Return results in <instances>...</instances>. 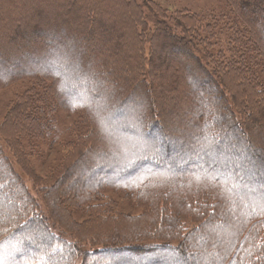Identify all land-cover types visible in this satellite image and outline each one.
<instances>
[{
    "label": "trees",
    "instance_id": "obj_1",
    "mask_svg": "<svg viewBox=\"0 0 264 264\" xmlns=\"http://www.w3.org/2000/svg\"><path fill=\"white\" fill-rule=\"evenodd\" d=\"M7 1L2 6L0 0V12L4 11L0 34L9 40L0 46L5 47L4 52L0 48V85L12 75L41 77L54 83L66 111L84 108L93 117L92 121L88 116L94 127L92 138L86 136L83 145L82 138L78 143L66 141L68 159L53 177L54 181L58 178L56 186L61 175L69 179L70 193L51 194L47 211L64 220L66 225L60 228L70 233L67 238L34 214L37 201L25 190L23 177L0 146V185L11 190L5 199L0 196V264H264V179L256 170L258 161L264 159V91L256 88L259 84L253 73L234 68L241 82L244 77L255 86L239 87L241 108L249 118L243 124L226 105V81L208 72L205 56L194 49V44L206 45L227 66L236 67L232 64L240 60L239 65L252 67L258 53L264 63V0H225L229 14L222 8L183 12L165 17L167 24L162 22L158 5L148 7L138 0H74L68 5L67 18L74 12V18L81 19L71 31L75 38L78 34L83 38L73 40L78 49L71 58L81 65L89 59L92 62L100 57L99 51L94 57L82 55L93 46L103 48L97 77L79 64L74 70L70 61L66 62L70 66H64L67 60L62 55L54 58L53 53L56 41L63 50L66 45L48 32L40 33L42 19L67 23L61 8L57 12L49 4L44 6L52 13L49 16L37 11L32 17L25 16L33 24L30 31L20 24L25 18H18L12 26L6 13H11L9 17L27 15L31 9L19 1ZM107 21L114 24L110 27ZM98 25L103 30L100 35ZM35 39L44 43L43 49L11 58L15 45L30 42L32 46ZM110 39L119 42L122 55L126 42L133 49L124 52L117 69L116 49L109 51ZM147 39L154 49L148 72L155 80L142 77L140 47ZM97 41L98 46L94 45ZM220 47L227 50L216 53ZM11 63L25 64L10 73ZM160 73L163 82L157 79ZM157 80L163 87L158 90ZM102 88L108 91L105 95ZM33 99L24 98L11 108L9 118L15 126L5 130H15V148L27 153L33 148L28 141L40 140L47 128L46 98L36 94ZM95 129L98 137L94 139ZM154 130L157 140L154 136L148 140ZM246 151L254 156L243 159ZM150 185L161 186V190H138L129 197L144 210L150 221L147 228L104 196L108 191ZM66 195L71 197L67 200ZM188 224L198 226L183 238L182 228ZM86 231L91 238L88 246H82ZM125 231L133 232L123 237Z\"/></svg>",
    "mask_w": 264,
    "mask_h": 264
},
{
    "label": "rangeland",
    "instance_id": "obj_2",
    "mask_svg": "<svg viewBox=\"0 0 264 264\" xmlns=\"http://www.w3.org/2000/svg\"><path fill=\"white\" fill-rule=\"evenodd\" d=\"M1 1H2V6H3V3H5V1L8 2L7 0H1ZM9 1H13V0H9ZM15 1H19L18 3L20 6H28V8L31 10L27 15H17V14L14 15L13 14L9 17V14L11 13H6L8 18L11 19L12 26L15 25L16 22L20 21L18 20V18H22V17L25 18V16L32 17L34 12L36 11L39 13H44L45 17L49 16V14H52V13L48 14L49 10H45V7H44V6H48L49 4L50 6H54L53 9L56 8L57 12H58V9L61 8V11L59 12L60 14L62 13L63 17H65L66 19L67 14L69 13L68 5L69 3L74 2V0H15ZM20 1L24 2V5H22L23 3L20 4ZM138 1L140 3L147 4L148 7H151V6L155 7L156 5H158L162 9L163 15H164V17L162 18V22H165L166 24L167 22L165 21V17H168L169 15H174V14L179 15L183 12H188V14H190V13H196V12H204L208 10L212 11V9L222 8V10L226 12V14H229V7H227L225 0H138ZM45 3H48V4L45 5ZM65 10L67 11L65 12ZM0 14H4V11L0 12ZM75 14L76 13L74 12H70V17L65 20V22L67 23H65L64 25H62L61 23L63 19L59 23L58 22L54 23L53 22L54 19L52 20L50 18L42 19L40 21V30H41L40 33L48 32V35L54 37L55 40H61L60 42L66 45V50H63L61 48V44H59L58 41H56V52H54L53 54H54V58L62 55L64 57V60H67L63 64L64 66L69 65L66 62L70 61L72 70L75 69V68L73 69V67H76V65L79 64V62L81 63L80 60L74 61L73 60L74 58L73 59L71 58L72 55H74L75 50L78 49V47L76 46V42H74L73 40L75 39L82 40L83 38V36L79 38L80 34H78L77 35L78 37L75 38L76 34H73L74 32L71 31V30H74V26H78L79 23L81 22L80 18H74V16H76ZM23 20L20 22V24L24 26L23 29L31 31L30 29V25L32 24L31 21L28 18H25ZM25 23H28V25H26ZM106 23L110 27L114 24V22H110V21H107ZM0 24H3V22L1 21ZM11 30L8 29V32H11ZM97 31L99 35L103 32V30H101V26L98 25ZM153 33L154 32L150 30V34H153ZM110 37L113 38L112 35ZM98 39H101V38L97 37V40ZM6 40H7L6 35L0 34V46H4ZM38 40L40 39H35L34 42H32L33 44L32 46L30 42L27 45H24V44L15 45V48H13L11 52V58L12 57L15 58L16 56L21 55L23 51H28L29 53H31L33 50L37 48L38 49L42 48L44 43L41 41L37 42ZM113 40L114 39H110L109 47L110 48L112 47L113 49L110 50L109 48V51L113 50L114 52L116 49V52H114L115 54L113 55V57L114 59H117L115 62L116 69H117L120 66V64L122 65V61H121L123 60L122 56H124L125 53H127V50H130L131 52L133 49L130 48L131 43L130 42L128 43L125 41L126 43L124 47L122 48V52L124 55H122L119 50L121 48V46L118 45L119 42L116 40L114 41ZM147 40L143 42L140 47V53L142 55V62H143L142 77L144 79L149 78L151 80L154 78L155 80V76L153 75L152 77V74L148 72V70L150 69V66L147 63L149 61V58L153 59L154 49L152 48V43L150 42V39H147ZM7 41L9 43V40ZM227 43L228 42H226V44ZM94 45L98 46L99 45L98 41L94 42ZM221 45L223 46V44ZM0 48L2 49V52H4L5 47H0ZM194 49L201 50L199 54L205 56L204 57L205 61L203 64L206 67L207 71L213 73L217 80L223 79L226 81V91H225L226 92V105L230 110L234 111V117L242 121L243 124L245 122H248L249 120V118L247 117L248 113L244 112V110H242L241 108V104H240L241 97L239 95L240 94L239 87L240 86L245 87L242 84L244 85L250 84L253 88H255L254 84L252 83V80H248L243 77V73L245 74L253 73L254 74L253 79L257 81L259 84V85H256V88H258L262 92L264 91V63L258 59L259 53L255 55V57H257L259 65H257L258 64L257 61H255V65L252 67L245 63L243 65H239L240 60H238L232 64L236 66V67H233V66H227V65L220 64L214 58V56L210 52V49H208L207 46L204 44H201L200 46L194 44ZM102 50L103 48H101V50L100 49L98 50V47L96 49L93 46L90 49V51L82 55V57L83 56L94 57L96 55H99L98 51L100 52V57L97 58V60L95 57V59H93L92 62H90V59H89L88 62L84 61L82 65L79 64L83 67V69L84 68L89 69L93 77L94 76L97 77V75L99 74V73H96L95 69H99V65H100V61L102 59V53H103ZM225 50H227L226 47H220L216 51V53L221 52V51L224 52ZM161 55L164 56V53H161ZM5 60H3L2 63H4ZM8 61L10 60L8 59ZM155 61L156 59H154V62ZM243 61L245 62V60ZM22 64H25V63H22ZM22 64L19 63L17 65L16 63H11L9 65L11 67L10 69H12L10 73L17 72V70H20L21 67L24 66ZM234 68H237L243 72V73H238L239 75L243 77V80H244L243 82H241L240 79L237 78L239 76H236V74L233 73ZM252 71H254L255 73ZM157 77H158L157 79L160 78L159 80L162 81L164 75L160 73ZM235 77H236V80L234 79ZM34 78H36L37 80L31 79V78H18L17 75H12L9 82H7L6 84L0 85V146L2 150L4 151V153L10 158L11 164L16 169L17 173L21 177H23V180H24L23 184H24L25 190L34 199V201H37V204L35 205V209H34L35 210L34 214L44 218L43 219L44 223L48 225L50 229H54L55 231L59 232L60 234H62L64 237L67 238L70 235V233L60 228V225H66L64 220L59 218V216L55 212H52L51 214V210H50L49 212L50 215H49L47 211H49V208H50L49 203L51 201L50 200L51 194L57 195V193H60V192L61 194L64 192H66L67 194V191H69V179L61 175L60 181L56 186V183L58 182V178L54 181L53 177L56 175L57 169L61 167L64 164V162L68 159V153L70 150L69 142L78 143L79 139L82 138L83 139L82 145H83L86 141V138H85L86 136H89V138H92L90 136L93 133L94 126H93V123H91V121L89 120L88 118L89 115H87L84 108H75L72 111H66L64 109V107L60 104V99L58 98L59 93H58V90L54 87V83L51 84L48 81L42 79L41 77H34ZM170 78L172 80V76H170ZM159 80L156 81L155 88L157 90L160 88H163L162 85H159V82H158ZM108 83L112 84L113 80L109 81ZM114 85H116V83L113 84V86ZM106 87H108V85ZM103 90L104 88H102V91L101 90L100 91L103 93V95H105L108 91L105 92ZM131 90H132V87L129 89V91ZM126 92H128V89L126 90ZM36 94H42L43 97L46 98L45 103H46L47 114L44 111L43 112L45 114V118H46L45 125L47 128L41 134L40 140L28 141L31 144V147H33L32 148L33 150L30 149L27 153L26 151L24 152L21 150H17L15 148L16 144L13 142L14 138L12 136L15 130L13 129H11L10 131H5V130L15 126V123L12 122L11 119L9 118L10 117L9 113H10L11 108L13 106H16L24 98H27L29 100H34L33 98L35 97ZM258 101L261 102L262 100L258 98ZM222 104L224 103L222 102ZM36 105L40 107L43 106L42 104H36ZM162 109L166 110V112L169 113V111H167V107L164 108L163 106ZM245 109L246 110L248 109L246 104H245ZM89 117L93 121V117L92 116H89ZM29 125H30L28 126L29 128H33L31 124ZM31 131L33 132V130ZM8 136H11V137H8ZM95 136L98 137L97 129H95V132L93 135L94 139H95ZM153 136L156 141L157 137H156L155 130L152 133V136H150V134L147 135L148 140H151V137ZM6 138L8 139V141L6 140ZM66 141H69V142H66ZM228 147L231 148L230 142H229ZM233 149L239 150V148L235 146ZM252 153L253 152L246 151V153L242 155L243 159H246L247 156L249 155L254 156V154ZM226 156L228 155L226 154ZM256 170L259 172L261 176L260 179H264L263 178L264 177V159L263 158L258 161V167ZM251 175L252 174H250L247 177L246 179L247 181L250 180ZM62 182L64 183L62 184ZM7 187L8 185H4V186L2 184L0 185V196L2 195V198L4 199H5V196L11 195V192H10L11 190L8 189ZM138 190H143L145 192H153V191L161 190V186H157V185L141 186V188H135L134 190H131V191H127V190H122L118 192L108 191L105 193L104 196L114 199L118 210L126 213V215L135 216L136 222L138 223V225H140L142 228H147L148 225L150 224V221L148 218H146V216L144 217L145 215V212H143L144 210L141 207H138L136 205L135 198H129L130 196H136V194L138 193ZM122 192H126V193L122 194ZM68 193H70V191ZM173 195L176 196V194H173ZM69 197L71 196L66 195L67 200ZM65 203L66 202L62 204H65ZM0 214H1V210H0ZM128 225L129 223H126L124 227H127ZM188 225H185L182 228L184 229V231L181 233V236H183V238L186 237L188 232L194 226H198L197 224H194V225L188 224ZM186 226L188 227L185 228ZM82 230H85V229H82ZM125 232L127 233V235L121 234L120 236L123 235V237H128L132 234L133 231H125ZM114 235H113V238H114ZM90 238H91L90 234L86 231L84 234V240H82L81 245L88 246V241L90 240ZM175 239L176 241H179L180 236L179 235L176 236ZM166 256L169 258H174V256L170 254L169 255L167 254Z\"/></svg>",
    "mask_w": 264,
    "mask_h": 264
}]
</instances>
